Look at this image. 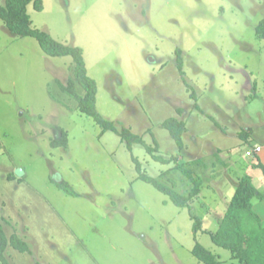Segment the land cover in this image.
<instances>
[{"label": "rangeland", "instance_id": "374dc122", "mask_svg": "<svg viewBox=\"0 0 264 264\" xmlns=\"http://www.w3.org/2000/svg\"><path fill=\"white\" fill-rule=\"evenodd\" d=\"M28 12L34 27L82 47L105 118L157 140L166 157L202 158L187 167L202 178L192 212L205 230L218 229L242 175L264 188L256 166L264 165V40L255 33L264 0H43ZM178 48L192 88L179 73ZM71 76L70 56L46 54L0 20V223L31 247L9 246L10 262L204 264L192 253L200 242L220 264H240L210 233H195L188 207L137 179L135 157L154 177L177 162L156 161L141 145L130 150L113 131L100 136L60 87ZM171 116L187 122L182 151L162 126ZM63 130L68 147H52ZM257 144L262 152L247 156ZM18 168L24 174L11 179ZM171 177L181 193L194 187L181 169ZM63 180L81 195L66 194ZM254 204L264 220V200Z\"/></svg>", "mask_w": 264, "mask_h": 264}, {"label": "trees", "instance_id": "16d2710c", "mask_svg": "<svg viewBox=\"0 0 264 264\" xmlns=\"http://www.w3.org/2000/svg\"><path fill=\"white\" fill-rule=\"evenodd\" d=\"M29 4H33L37 10L43 9V0H5L4 3L0 4V20L5 23L11 33L22 37L36 38L46 54L54 57L70 56L72 58V76L66 82H59L60 87L64 93L76 101V109L92 117L101 127L100 136L106 131H113L121 137V140L126 143L130 150H133L135 145H141L156 161L164 164L177 162L176 166L163 170L158 177H154L143 172L141 162L135 157L134 160L140 172L137 179L152 184L177 206L188 207L191 211V217L195 221V233L197 234L201 230L210 233L216 245L229 250L232 253V258L237 259L240 264H264V220L259 217L254 204V199H264V193L255 185L253 177L250 174H244L239 178L235 191L228 201L227 209L219 220L218 229L215 232L205 230L201 218L192 212L193 203L202 190V178L197 176L193 169L187 167V164H200L202 158L185 163L180 161L177 155L166 157L160 153V145L157 140L153 145L149 144L143 134L135 133L119 120L105 118L97 108L98 85L96 79L88 73L82 47L60 42L49 32L34 27L28 12ZM255 33L259 39L264 40V17L256 26ZM176 56L179 73L184 82L188 84L185 78L181 48L177 49ZM188 86L192 88L190 84ZM192 97L197 99L195 91ZM195 106L199 108L198 102L195 103ZM178 111L182 112V109L179 108ZM162 126L170 132L179 151L184 150V134L188 129L186 120L171 116L162 122ZM251 132V129L250 131L244 130L242 136L248 138ZM68 144L69 138L66 130L62 131L61 138H53L51 142V146L54 148H67ZM256 166L261 167L264 171V165L261 161ZM174 169H181L194 182V187L189 193H181L177 190V182L171 177ZM10 178H16L15 173ZM57 185L68 195H81L65 180L57 182ZM9 246L22 253L31 252V247L25 239L17 233L7 235L0 223L1 264H12L6 254ZM192 253L204 264L221 263L218 256L200 242L195 244Z\"/></svg>", "mask_w": 264, "mask_h": 264}, {"label": "built area", "instance_id": "2783aa9c", "mask_svg": "<svg viewBox=\"0 0 264 264\" xmlns=\"http://www.w3.org/2000/svg\"><path fill=\"white\" fill-rule=\"evenodd\" d=\"M263 150V147L259 144L253 146L251 149L247 150V156H256L257 154L259 155Z\"/></svg>", "mask_w": 264, "mask_h": 264}, {"label": "water", "instance_id": "95a60500", "mask_svg": "<svg viewBox=\"0 0 264 264\" xmlns=\"http://www.w3.org/2000/svg\"><path fill=\"white\" fill-rule=\"evenodd\" d=\"M17 176H19V177H21L23 174H24V171H23V169H21V168H18V169H16V173H15Z\"/></svg>", "mask_w": 264, "mask_h": 264}, {"label": "crops", "instance_id": "0c3cea01", "mask_svg": "<svg viewBox=\"0 0 264 264\" xmlns=\"http://www.w3.org/2000/svg\"><path fill=\"white\" fill-rule=\"evenodd\" d=\"M252 177H253V174H250ZM259 188V187H258ZM259 190L261 191V192H263L264 193V188H259ZM258 200H261V199H258ZM262 200H264V199H262ZM258 213V212H257ZM259 214V213H258ZM259 217L261 218V216H260V214H259Z\"/></svg>", "mask_w": 264, "mask_h": 264}]
</instances>
